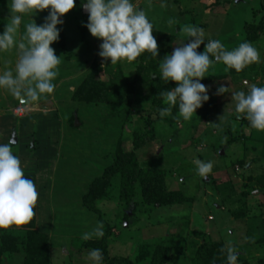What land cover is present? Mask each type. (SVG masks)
<instances>
[{"label":"rangeland","instance_id":"obj_1","mask_svg":"<svg viewBox=\"0 0 264 264\" xmlns=\"http://www.w3.org/2000/svg\"><path fill=\"white\" fill-rule=\"evenodd\" d=\"M133 3L149 17L157 42L163 36L172 37L165 55L188 39L183 31L186 25L203 28L206 39H219L227 50L248 41L249 27H256L260 30L252 45L261 61L237 75L223 63H214L201 80L210 90V99L195 116L185 120L178 107H173L172 116L161 118L159 109L150 103L151 88L135 80L139 65H146V60H141L142 55L134 62L111 64L103 60L98 55L102 41L84 27L88 15L83 14L81 0H75L74 8L58 25V41L51 45L61 56L54 92L28 102L0 90V143L15 137L13 152L24 174L32 175L39 194L31 230L48 236L49 264H91L87 259L90 250L83 246L99 239L84 241L81 236L98 223L104 225L112 258H132L139 248L144 253L156 245H166L175 254L172 264H191L193 253L205 238L222 243L226 250L233 247L238 264H257L264 255V131L237 118L231 93L247 92L253 84L264 85V0ZM9 12L10 0H0V33ZM47 15L48 10H44L31 19L40 25ZM203 50L202 44L197 51ZM16 58V50L0 53V71L14 68ZM149 59L159 71L163 58L150 55ZM95 64L101 69L100 80L120 76L134 80L129 105L72 101L74 91ZM221 85L229 90L217 95ZM163 103L166 105L165 100ZM148 120L153 129L145 135L151 140L134 151V134L137 130L146 133ZM217 123L219 127L213 125ZM118 148L124 153L134 151L142 168L165 171L167 192L179 193L184 202L155 208L138 205L133 210L120 201L119 188L112 185L109 196L96 202L98 213L88 212L83 196L111 165ZM196 159L213 162L206 177L198 174L193 163ZM27 231L20 225L0 231V249L3 236L15 239L1 251L0 264H26L22 240Z\"/></svg>","mask_w":264,"mask_h":264},{"label":"clouds","instance_id":"obj_2","mask_svg":"<svg viewBox=\"0 0 264 264\" xmlns=\"http://www.w3.org/2000/svg\"><path fill=\"white\" fill-rule=\"evenodd\" d=\"M74 6L75 0H10L7 23L0 33V53L16 50L17 58L14 68L0 71V90L28 102L54 92L61 56L55 54L51 45L59 39L62 17ZM81 6L88 13L84 27L93 38L102 41L98 55L103 60L116 64L134 62L145 52L155 58L159 55L152 34L154 26L133 0H81ZM44 10H48V15L44 23L37 25L31 17ZM25 18L29 22L24 23ZM183 31L188 39L159 61L160 77L175 84L161 93L167 105L159 111L161 118L172 116L173 107H178L185 120L195 116L196 110L210 99V90L201 80L214 63L221 62L226 70L241 72L261 61L258 49L248 41L227 50L219 39H206L201 27L186 25ZM202 44L204 50L198 52ZM228 90L221 85L217 95ZM231 101L238 119L244 118L252 129L264 131V85L253 84L247 92L234 91ZM213 125L219 127L218 123ZM14 143H0V231L32 221L39 195L35 182L24 175L21 161L13 152ZM193 163L204 177L213 168L212 161L196 159ZM104 234V225L98 223L81 239H101ZM87 259L91 264H103L102 250L91 249ZM227 264H238L233 247L227 248Z\"/></svg>","mask_w":264,"mask_h":264},{"label":"trees","instance_id":"obj_3","mask_svg":"<svg viewBox=\"0 0 264 264\" xmlns=\"http://www.w3.org/2000/svg\"><path fill=\"white\" fill-rule=\"evenodd\" d=\"M259 30L260 28L249 27L248 32L250 36L248 37V42L251 44L255 43ZM172 41V37L166 36L158 40V59L164 57ZM150 55L147 52L142 54L141 60H146V65H139L135 80H141L151 88L150 103L160 111V109L167 106L163 103L164 98L161 93L174 88L175 84L173 82L167 83L160 77V72L155 68L154 61L152 59L148 60ZM247 69L248 67L241 72H236L235 70H230V72L234 75L243 74ZM100 73V67L97 64L93 65L85 79L74 91L72 101L96 106L119 105L121 107L129 105L134 96V80L132 82L126 81L120 76L103 81L98 78ZM159 111L157 114H159ZM244 124L250 127L247 120L244 121ZM147 128L146 133H141L139 130L135 132L133 141L134 151L142 148L151 140L150 137L148 139L145 135L153 129L150 120L147 121ZM134 151L124 153L118 148L111 165L104 170L101 177L93 180L82 200L83 206L88 212L98 213L96 202L109 196L108 190L112 185L115 189L119 188L118 197L120 201L127 207L132 206L133 210L138 205L155 208L158 205L167 206L182 204L184 202L179 193L167 192L165 185L166 172L140 167ZM24 175L34 181L32 175ZM128 217L126 215L127 219ZM34 220L35 218L28 224L20 225L22 228L28 230L25 238L22 240L25 248L26 264H49V238L46 234L31 230L34 226ZM1 240L3 246L0 249V253L6 250L11 242L10 240H12L13 244L15 242V239H10L7 236H3ZM108 245L107 236L104 235L98 241L85 243L83 247L89 250L94 248L101 249L104 257L103 264H172L175 259L173 248L166 245H156L151 251L144 253L139 248L132 253V258H112L108 255ZM191 264H227V250L222 243H212L203 238L191 257ZM257 264H264V255L257 261Z\"/></svg>","mask_w":264,"mask_h":264},{"label":"water","instance_id":"obj_4","mask_svg":"<svg viewBox=\"0 0 264 264\" xmlns=\"http://www.w3.org/2000/svg\"><path fill=\"white\" fill-rule=\"evenodd\" d=\"M83 14L88 15V13H87L84 9H83ZM76 125H78L77 120H75V126H76ZM13 138H14L13 140L15 141V137H14V136H13ZM15 143H16V142H15ZM15 143H14V144H15Z\"/></svg>","mask_w":264,"mask_h":264},{"label":"built area","instance_id":"obj_5","mask_svg":"<svg viewBox=\"0 0 264 264\" xmlns=\"http://www.w3.org/2000/svg\"><path fill=\"white\" fill-rule=\"evenodd\" d=\"M22 111V110H21Z\"/></svg>","mask_w":264,"mask_h":264}]
</instances>
